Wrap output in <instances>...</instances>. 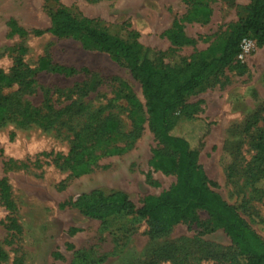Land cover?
<instances>
[{"label": "rangeland", "instance_id": "374dc122", "mask_svg": "<svg viewBox=\"0 0 264 264\" xmlns=\"http://www.w3.org/2000/svg\"><path fill=\"white\" fill-rule=\"evenodd\" d=\"M187 1L0 0V71L11 72L18 51L36 70L27 78L29 87H3L0 95L29 103L47 119L43 125L13 119L0 124V183L9 186L13 205L9 210L0 193V264L249 263L200 209L153 236L146 218L97 219L70 204L97 190L121 192L139 207L144 196L170 188L176 175L151 163L155 151L169 149L149 127L146 99L130 70L102 50L83 47L78 38L32 31L49 26L50 10L66 7L124 40L160 51L155 61L162 66L173 59L190 61L203 51L216 54L250 2L203 0L209 15L189 20ZM174 20H181L190 43L171 44L166 32ZM250 40L241 56L186 97L198 106L177 131L198 148L197 164L212 181L210 188L264 242V45ZM100 108L101 116L113 114L123 131L132 128L130 112L136 109L138 137L129 150L100 157L89 172L75 176L64 161L73 132Z\"/></svg>", "mask_w": 264, "mask_h": 264}, {"label": "trees", "instance_id": "16d2710c", "mask_svg": "<svg viewBox=\"0 0 264 264\" xmlns=\"http://www.w3.org/2000/svg\"><path fill=\"white\" fill-rule=\"evenodd\" d=\"M187 2L190 8L185 18L192 20L209 15L210 9L203 0ZM49 17V26L45 29H34L33 34L49 33L56 37L78 38L83 47L108 53L114 60L126 66L140 82L146 99L149 127L154 136L169 149L155 151L151 163L164 173L176 175V181L170 188L157 195L144 196L139 207L121 192L104 194L97 190L77 195L71 199L70 204L76 206L84 215L97 219L123 215L146 218L149 232L153 236L163 233L200 209L210 215L216 226L223 228L238 252L248 257V264H264V242L233 207L210 188L212 181L197 164L198 148L177 131L179 122L191 119V114L198 106L197 103H186V97L237 57L243 38L255 40L258 46L264 45V0H250L216 54L209 56L203 51L190 61L173 59L162 66L155 61L160 51L137 41L124 40L95 25L89 18L73 14L66 7L59 6L50 10ZM180 21L174 20L166 32L174 46L192 41L185 34ZM44 66L41 64L39 68ZM51 70L64 74L76 72L74 69L62 67H53ZM35 72L36 70L27 66L21 51H18L11 72L5 74L0 71V88L15 84L29 87L32 79L27 78L32 77ZM68 110L60 109L56 111V116L63 115ZM102 111L100 108L91 114L87 124L73 132L72 143L64 161L75 176L89 172L100 157L129 150L138 137L140 117L136 109L130 112L133 125L128 131L119 127L113 114L102 117ZM45 114L27 102L21 103L13 97L0 95V124L7 119H13L19 124L36 122L43 125L47 120ZM0 193L6 207L12 210L9 186L5 182L0 183ZM10 222L14 225V221ZM3 258L4 252L0 250V260Z\"/></svg>", "mask_w": 264, "mask_h": 264}, {"label": "built area", "instance_id": "2783aa9c", "mask_svg": "<svg viewBox=\"0 0 264 264\" xmlns=\"http://www.w3.org/2000/svg\"><path fill=\"white\" fill-rule=\"evenodd\" d=\"M250 42H251V40L249 38H243L241 40L239 56H241V52H244L245 50L248 49Z\"/></svg>", "mask_w": 264, "mask_h": 264}]
</instances>
